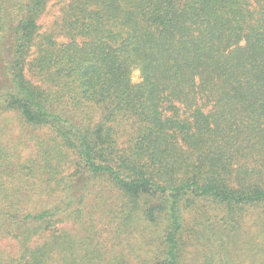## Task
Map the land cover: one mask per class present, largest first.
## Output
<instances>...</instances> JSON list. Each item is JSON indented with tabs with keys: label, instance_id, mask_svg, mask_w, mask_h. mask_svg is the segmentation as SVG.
I'll return each mask as SVG.
<instances>
[{
	"label": "trees",
	"instance_id": "trees-1",
	"mask_svg": "<svg viewBox=\"0 0 264 264\" xmlns=\"http://www.w3.org/2000/svg\"><path fill=\"white\" fill-rule=\"evenodd\" d=\"M190 246L264 264V0H0V264H190Z\"/></svg>",
	"mask_w": 264,
	"mask_h": 264
},
{
	"label": "rangeland",
	"instance_id": "rangeland-1",
	"mask_svg": "<svg viewBox=\"0 0 264 264\" xmlns=\"http://www.w3.org/2000/svg\"><path fill=\"white\" fill-rule=\"evenodd\" d=\"M60 14V6H54L52 8H49V11L47 14L44 15V17L41 19L40 24L42 26V31H49L52 27L54 21L59 17ZM60 40H62L60 38ZM132 81L134 84H138L141 82V76L140 72L138 70L134 71L132 74ZM4 126L8 125V135L10 139L12 140L13 147L17 148L18 154L21 157V160L24 161V159L34 158L33 156L38 153L39 149H36L35 143L30 140V137L27 136V133H24L23 127L19 124L18 119L15 117L14 114L10 113L9 115H6L2 117L1 119ZM41 135L43 139H46L48 136V131L44 130L40 133H37V135ZM73 169V168H72ZM71 173L70 166L68 162L64 164V166H61V175L59 176V179H65V181H68V175ZM66 177V178H65ZM40 186V185H39ZM53 187H55V184H52ZM95 191V183L89 185V192H87V203L90 205L92 203V200L95 199L93 192ZM51 193V192H50ZM49 193V194H50ZM59 193V192H58ZM43 194V193H42ZM49 194H43L42 199H49L52 198L49 196ZM52 194V193H51ZM59 196L57 194L53 195V199H57ZM60 198V197H59ZM93 214L90 218L94 219L96 222H98V215H94V209L92 208ZM71 234L77 235L78 230L74 229L70 226ZM8 250H11L12 253H14V249L12 247H8ZM239 250H235V252H232V264H243L244 261L239 260L238 252ZM17 252V250H16ZM197 247L190 246L188 248L187 253V263L190 264H199L197 261ZM200 262V259H199ZM244 264H248V261L244 262Z\"/></svg>",
	"mask_w": 264,
	"mask_h": 264
}]
</instances>
